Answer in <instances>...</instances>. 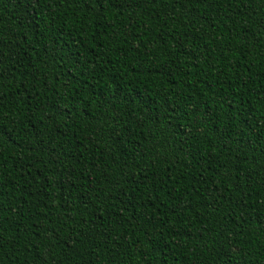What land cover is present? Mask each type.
<instances>
[{
	"label": "trees",
	"instance_id": "obj_1",
	"mask_svg": "<svg viewBox=\"0 0 264 264\" xmlns=\"http://www.w3.org/2000/svg\"><path fill=\"white\" fill-rule=\"evenodd\" d=\"M118 12L0 0V264H264V0Z\"/></svg>",
	"mask_w": 264,
	"mask_h": 264
},
{
	"label": "snow or ice",
	"instance_id": "obj_2",
	"mask_svg": "<svg viewBox=\"0 0 264 264\" xmlns=\"http://www.w3.org/2000/svg\"><path fill=\"white\" fill-rule=\"evenodd\" d=\"M142 0H91V3L96 6L97 15L100 16L102 19L104 17V13H106L111 8H116L119 10V15H124V11L130 7H139ZM153 3L156 0H152ZM191 2V0H190ZM30 4H39L40 0H29ZM2 63V61H0ZM4 130L0 129V136L3 135ZM70 178V177H69ZM147 178V177H146ZM54 239L55 237H51ZM54 246V245H53ZM234 252H238L239 248H234Z\"/></svg>",
	"mask_w": 264,
	"mask_h": 264
}]
</instances>
